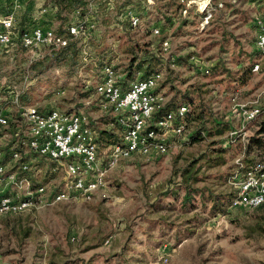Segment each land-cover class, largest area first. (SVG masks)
<instances>
[{
  "label": "rangeland",
  "instance_id": "374dc122",
  "mask_svg": "<svg viewBox=\"0 0 264 264\" xmlns=\"http://www.w3.org/2000/svg\"><path fill=\"white\" fill-rule=\"evenodd\" d=\"M210 1L213 17L208 24L195 9L184 18L185 0H113L110 4H95L90 19L96 29L89 35L86 50L93 56H103V62L114 63L120 71L127 70L135 53L146 57L148 63L156 54L161 59L156 71L165 68L166 72L162 84L169 81L160 89L167 101L174 94L185 93L192 94L195 101L189 105L187 132L183 137L171 138L164 157L122 161L107 174V197L98 194L90 201L50 203L21 214H0V264H162V257L169 259L168 264H264V207L230 210L233 191L226 181L235 160L243 155L264 122V58L256 49L254 24L255 13L264 17V1L258 0L255 6L252 4L256 0ZM31 2L35 9L42 4L40 0ZM128 9L140 13L139 28L128 26L124 17ZM67 17L76 22L72 13ZM155 28L163 34L155 36ZM166 40L170 49L163 53ZM47 52L43 49L39 61L31 62L32 55L27 50L14 48L6 52L0 48V113L17 124L23 121L22 113L28 107L82 111L99 132L100 154L106 161L110 146L120 142L121 131L106 127L105 120L113 117L100 108L95 74H84L79 62L77 67H42L39 63ZM188 56L191 60L203 59L212 71L217 66L236 70L245 63H261L262 70L253 73L249 85L228 88L226 82H219L223 78L214 74L207 78L195 72L192 64L188 65ZM172 60L176 67L171 66ZM236 94L241 105L247 109L259 107L262 115L252 123H246L243 116H233L232 98ZM201 103L211 109V117L219 124L210 120L202 124L195 119ZM243 127L250 136L233 143L230 133ZM195 131H204L197 142L191 140ZM11 139V131H4L0 147L6 148ZM22 157V161L32 160L36 167V186L65 188V162H52L25 151ZM259 157L255 154L251 159ZM196 162L191 169L199 171L198 187L219 195V215L228 213L226 220L215 223L213 203L202 197L187 214L180 211L179 201L170 198V193L179 189L184 170ZM179 192L182 197L183 191ZM194 216L199 217L195 227L178 238V231ZM169 224L173 225L170 230Z\"/></svg>",
  "mask_w": 264,
  "mask_h": 264
},
{
  "label": "built area",
  "instance_id": "2783aa9c",
  "mask_svg": "<svg viewBox=\"0 0 264 264\" xmlns=\"http://www.w3.org/2000/svg\"><path fill=\"white\" fill-rule=\"evenodd\" d=\"M31 1L0 0V48L9 52L21 46L30 52L33 62L40 59L43 49L58 51L74 41H80L81 45L89 42L91 31L96 29L91 23V10L97 2L110 4L113 0H87L85 12L80 9L72 13L76 22L70 21L66 26L69 37L59 34L61 22L57 20L53 0H40L42 4L38 9ZM191 9L204 16L205 24L213 17L210 0H185L184 18L190 16ZM139 14L126 10L124 17L131 29L141 26ZM254 24L257 28L256 49L264 58V17L255 13ZM153 34L159 36L163 31L155 28ZM86 48L82 53L84 61L89 55ZM162 49L163 53L169 51L168 40L163 42ZM172 61L171 66L176 67L175 60ZM191 64L198 73L206 76L212 73V68L201 58H194ZM101 67L95 78V92L101 98L100 108L122 127L120 142L110 146L106 161H102L100 154L99 132L91 118L82 111H41L28 107L22 113L23 121L17 124L7 114L0 113V134L7 130L12 133L7 147H0L1 215L21 214L50 203L90 201L98 194L107 197V174L122 161L134 157H164L169 152L171 138L185 136L190 106H182L161 119L156 118L168 102L160 90L166 76L165 68L144 80L138 79L126 85L123 71L115 64L104 62ZM261 70V63L254 65L253 73ZM238 100V94L234 95L233 116H243L246 123H252L262 115L259 107L247 109ZM245 136L244 127L230 133L233 143ZM23 151L52 162H65L68 176L65 188L61 190L50 184L36 186L33 182L36 167L32 160L22 161ZM235 165L227 182L235 194L230 210H255L264 206V153L257 160H248L244 154L235 161ZM227 217L228 213H225L213 221L220 222ZM160 262L168 264L169 259L162 257Z\"/></svg>",
  "mask_w": 264,
  "mask_h": 264
},
{
  "label": "trees",
  "instance_id": "16d2710c",
  "mask_svg": "<svg viewBox=\"0 0 264 264\" xmlns=\"http://www.w3.org/2000/svg\"><path fill=\"white\" fill-rule=\"evenodd\" d=\"M52 4L57 9V13H56L57 20L61 22V25L59 27V34L66 35L67 37H69L70 34L66 30V26L69 24L71 20L67 17V15L75 11H78L80 9L85 12L88 7L87 0H53ZM65 18H68V19H65ZM88 43L89 42L81 45L80 41H74V42H71L67 47L62 48L58 51H49L43 57V61H41L39 64L43 65L42 67L65 66V65L71 66V67H77L78 62H79L80 70H82L84 74L93 73L95 74V77H96L99 74L100 70L103 68L101 66L104 63L103 61L105 59L103 58V56L101 57V55L100 57L97 54L93 56L89 52L87 61H83L82 53L84 52V49L86 48V46L88 47L89 45ZM17 48L23 49L21 46L16 47V49ZM18 51L19 49L15 52V54ZM186 59L188 60V65L190 66L191 65V63H189V61L191 60L190 56H188V58ZM159 63L161 64V59L158 58L156 54L152 55L151 62L148 63V60L146 59V57L141 58L140 55L135 53L132 59L130 60V64L128 65L127 70L126 71L123 70V73L125 75L124 83L128 85L129 83L134 82L138 79L144 80L150 77L151 75L157 72L155 66L159 65ZM236 63H238V65L242 64V62L240 61H237ZM246 65L247 64L245 63L244 64L245 67H243L242 70H239V71L229 70L226 68L225 71L221 73V75H224L225 77L221 79L220 83L226 82L228 84V88H233L235 86L234 84H239L240 86H243V87L249 85L253 78V68L255 64L247 65V66ZM34 66L35 65H33V67ZM191 67L196 72L195 67L193 65H191ZM221 68L224 69V67L217 66L215 70L217 69L221 70ZM168 84H169V81L164 82L162 84V88L163 86H167ZM85 96L89 97V93H86ZM192 103L195 104L192 94L185 93V94H181V96H178V94H174L173 98L169 100L167 104L164 106V108L156 115V118L161 119L168 112L176 111L180 107L189 106ZM198 106L199 107H197L196 110H198L199 112L195 111L197 113V116L195 117V119L197 121L199 120V123L203 124V122H206L204 120H210L212 122L215 121L216 125L219 124L217 123L216 120H213V118L211 117L212 111L210 108L206 107V105L203 103L199 104ZM189 117H190V114L187 115L186 124H188V120H190ZM105 122H106L105 124L110 125L111 127L113 126V128L117 130H120V131L122 130V127L115 122L114 118L113 119L109 118L105 120ZM104 132L112 134L111 131H104ZM201 135H204V131H195L193 135L191 136V140L194 142H197L200 140L199 138L202 137ZM254 149L261 150L264 153V122L261 123L260 129L250 139L249 147L246 148V151L243 153V155L253 151ZM221 152H224V151H221ZM224 162H225V159L222 158V163ZM197 163L198 162L193 163L192 165H190V167L184 170V173L182 175L183 176L182 183L177 185L179 189H177L175 192L170 193V198L174 199L175 201H179V203L181 204L180 211L183 214H187V213L192 212L193 210L192 208L195 209L194 206H195V202L197 198L202 197L204 201H209L213 203L212 212H213V215L216 217L219 214H221L219 211L221 207L220 206L221 199L219 198V195L213 196V193L209 189L198 187V184L201 182L200 177L198 176L199 171L195 172L193 171V169H191L195 167ZM235 168H236V165H234L233 170ZM228 179L229 177L226 179L227 182H228ZM180 190L183 191L182 197L180 195L181 193L179 192ZM208 195H209V198L206 197ZM234 197H235V194L233 193L229 201L230 204L232 200L234 199ZM188 206L190 207V210L187 208ZM222 213H225V212H222ZM198 220H199L198 216L189 218L185 222L184 226L186 227L183 228V230L178 231V238L181 239L182 233H184L186 230L189 231V229H192L193 227H195L196 224L194 225V223H196ZM189 226H192V227H189ZM172 227H173L172 224L167 225L168 230H170V228ZM155 228L159 230L160 225L156 226ZM164 232L165 231L162 228L161 234L163 235ZM167 232L169 233V231H166V233Z\"/></svg>",
  "mask_w": 264,
  "mask_h": 264
},
{
  "label": "crops",
  "instance_id": "0c3cea01",
  "mask_svg": "<svg viewBox=\"0 0 264 264\" xmlns=\"http://www.w3.org/2000/svg\"><path fill=\"white\" fill-rule=\"evenodd\" d=\"M110 58L112 59V62H114V60H115V57L111 54V56H110ZM114 64V63H113ZM120 67H123L122 65H120ZM242 68L243 67H237V69H236V71H239V70H242ZM225 70L224 69H221V70H219V69H217V70H214V71H212V75L214 74L217 78H224L225 76L224 75H221V73L222 72H224ZM193 73V72H192ZM198 73V72H197ZM198 74H201V73H198ZM203 75V74H202ZM212 75H210V76H208L207 78H210V77H212ZM253 77H254V74H253ZM253 79V78H252ZM220 82V81H219ZM106 127H108V128H110L111 126L110 125H106ZM248 136H250V135H248V133H247V131H246V136H245V138H242V141H244V140H246V138L248 137ZM255 151H251V152H249V153H246L245 155L247 156V158H248V160H251V158H252V155H255V154H258V156H262V153H263V151H261V150H258V149H254ZM257 157V156H256ZM155 230H157V229H155Z\"/></svg>",
  "mask_w": 264,
  "mask_h": 264
}]
</instances>
